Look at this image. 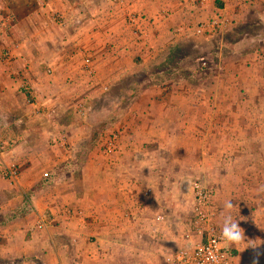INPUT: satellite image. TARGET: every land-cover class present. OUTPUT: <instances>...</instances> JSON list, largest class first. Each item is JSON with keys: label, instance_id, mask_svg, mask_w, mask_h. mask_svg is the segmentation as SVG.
Returning <instances> with one entry per match:
<instances>
[{"label": "crops", "instance_id": "1", "mask_svg": "<svg viewBox=\"0 0 264 264\" xmlns=\"http://www.w3.org/2000/svg\"><path fill=\"white\" fill-rule=\"evenodd\" d=\"M222 1L221 17L232 20L236 37L231 53L250 62L236 79L204 83L183 77L202 74L194 62L180 71L135 61L169 59L178 39L171 22L181 12L189 22L209 15L198 0H0L18 15L24 37L17 47L30 58L37 100H26L0 66V264H172L193 215L191 183L201 179L216 188L227 219L218 224L237 264H264V205L247 214L259 201L236 193L234 173L236 155L254 154L252 126L264 124V0ZM46 2L63 25L44 21ZM132 12L148 20L127 45ZM106 123L121 129L112 158L97 145ZM12 164L16 180L3 173Z\"/></svg>", "mask_w": 264, "mask_h": 264}, {"label": "rangeland", "instance_id": "2", "mask_svg": "<svg viewBox=\"0 0 264 264\" xmlns=\"http://www.w3.org/2000/svg\"><path fill=\"white\" fill-rule=\"evenodd\" d=\"M49 3L46 2L43 4L44 9V16L42 18L44 21H52L58 25H63L65 22V17L55 10H49L47 7L50 8ZM201 7L204 12H208V17H205L206 13H202V18H198L194 21H188L187 12H181L179 19L175 21V24L171 22L170 25V32L172 38H178L177 41H173L172 45L170 46L172 49V56L165 60V61H145L143 62L142 57H138L135 59L137 64L148 67L151 69L158 68L160 70L163 69H177L182 71V69H186L191 67L190 63L194 62L195 65L193 66L194 69L200 70L202 74H198L197 78L190 77L189 75L183 74V77L191 78L193 82L197 81L196 79L201 80L204 83L209 82H217V81H225L227 78L236 79L238 78L239 70L249 64V59L240 58L239 54L231 53L232 50V42L236 37L233 35V31L231 29L232 20L229 22L226 19L221 17L222 11L221 9L224 8L225 3H217L216 1H212L208 4L200 3ZM213 4V5H212ZM212 6V7H211ZM227 6V5H226ZM223 7V8H221ZM215 8V10H214ZM214 10V11H213ZM221 10V11H220ZM163 16H174L173 11L165 10L162 14ZM173 17L174 19L176 17ZM18 15L14 11H12L10 5H6L5 8H0V66H4L5 70H7L8 74L10 75L11 81L14 83H18L20 88L23 89L27 95L25 98L29 100L30 103H36V97L34 95L33 89L30 87L28 83L27 71L30 68L31 62L30 58L23 54V47H17V43H21L23 40L24 35L21 33L22 27L18 25ZM172 18V19H173ZM146 19L145 15L140 12H132L126 15L125 17V31L128 33L129 37L131 36L127 45L132 42V40H138L136 36L142 37L143 27L141 26L142 20ZM212 19L218 20V24L215 26L212 31H206L203 35H199L197 33V26L201 23L210 22ZM148 20V19H146ZM240 32L237 34L243 35L244 28L239 27ZM250 29L249 27H246ZM161 30L162 27L160 28ZM246 29V30H247ZM256 29V27H255ZM245 30V31H246ZM144 34V33H143ZM236 34V35H237ZM136 35V36H135ZM136 38H134V37ZM176 36V37H175ZM146 37V36H145ZM207 41V43H206ZM111 47V46H110ZM130 49V48H129ZM258 49V48H257ZM257 53L262 54L261 50H257ZM144 54V53H142ZM145 57V55H144ZM222 59V60H219ZM207 61V66L202 65V62ZM220 61V63H219ZM86 62V59H85ZM147 62V63H145ZM261 66L264 64V58L261 57L259 59ZM148 63H150L148 65ZM202 68V69H201ZM49 72L51 70L49 69ZM237 73V75H234ZM226 74V75H224ZM227 76V78H226ZM140 77V76H139ZM143 78V77H141ZM162 78H154L155 82L157 80H161ZM228 80V79H227ZM254 80V79H253ZM152 81V80H151ZM251 81V80H249ZM125 84L130 86L132 84V80L127 78L125 80ZM17 89L13 92H16ZM29 94V95H28ZM260 109V108H259ZM254 108V112L259 113L260 110ZM264 114V113H263ZM106 127H109L107 131L113 129L112 125L106 123ZM109 125V126H108ZM254 129L258 130L257 134L259 135V139L255 140L252 139L253 147H254V154L252 156H244V155H236L237 161L241 162L240 166L236 165V170H234L235 178L238 180L236 186V193L237 194H246V195H256L258 202L254 204H248L246 207L247 214L250 212L255 211L259 205H264V124L260 123V126H252ZM119 128V127H115ZM120 129V128H119ZM106 132V131H105ZM121 134V129H120ZM13 140L12 142L8 143L7 146H11L16 141ZM244 163L246 166H244ZM252 165V166H247ZM202 180V179H201ZM200 180V181H201ZM202 183L211 187L215 192L216 188L214 187L213 183ZM227 182H225V185ZM246 187V188H245ZM33 214L36 216L38 215L37 209L32 205ZM224 203L223 205H225ZM241 209L244 213L243 203L240 204ZM250 206V207H249ZM252 207V208H251ZM256 207V209H255ZM225 210H227V205L225 206ZM37 213V214H36ZM42 216H46V214H42ZM224 214L221 213L220 204L217 199V192L215 193V224L219 231L223 229L221 225L218 224V221L225 223L226 225L227 219L226 216L223 217ZM223 217V218H222ZM224 230V229H223Z\"/></svg>", "mask_w": 264, "mask_h": 264}, {"label": "built area", "instance_id": "3", "mask_svg": "<svg viewBox=\"0 0 264 264\" xmlns=\"http://www.w3.org/2000/svg\"><path fill=\"white\" fill-rule=\"evenodd\" d=\"M202 4H208L216 0H198ZM218 24V20L212 19L210 22L199 24L197 33L203 35L206 31H212ZM207 61L202 65L207 66ZM86 64L91 65V59L86 58ZM77 113L85 116L87 110L85 106L79 105ZM120 130L118 128L109 129L103 133L97 141L99 154L102 157L112 158L119 148ZM65 141V136L60 137V141ZM5 177L16 180L20 174L17 164H12L3 171ZM49 176L48 173H46ZM194 192L192 207V218L189 227L183 234L185 243L177 249L171 258L172 264H237L234 253L225 245V236L219 231L215 224V191L200 180H193L191 183ZM150 192L145 191V195ZM162 219V217H160ZM46 221L39 218L37 226L43 228Z\"/></svg>", "mask_w": 264, "mask_h": 264}, {"label": "clouds", "instance_id": "4", "mask_svg": "<svg viewBox=\"0 0 264 264\" xmlns=\"http://www.w3.org/2000/svg\"><path fill=\"white\" fill-rule=\"evenodd\" d=\"M225 235L233 240H238L240 238L238 233L234 234L232 231H226Z\"/></svg>", "mask_w": 264, "mask_h": 264}]
</instances>
